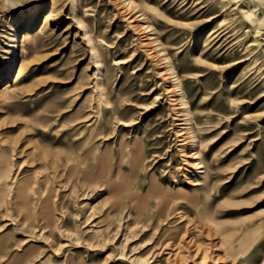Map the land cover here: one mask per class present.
<instances>
[{
	"label": "rangeland",
	"instance_id": "1",
	"mask_svg": "<svg viewBox=\"0 0 264 264\" xmlns=\"http://www.w3.org/2000/svg\"><path fill=\"white\" fill-rule=\"evenodd\" d=\"M11 1L3 219L67 262L264 264V0Z\"/></svg>",
	"mask_w": 264,
	"mask_h": 264
},
{
	"label": "crops",
	"instance_id": "2",
	"mask_svg": "<svg viewBox=\"0 0 264 264\" xmlns=\"http://www.w3.org/2000/svg\"><path fill=\"white\" fill-rule=\"evenodd\" d=\"M0 166V200L2 189ZM80 259L67 262L44 251L39 242L29 239L8 219L0 214V264H80Z\"/></svg>",
	"mask_w": 264,
	"mask_h": 264
},
{
	"label": "bare ground",
	"instance_id": "3",
	"mask_svg": "<svg viewBox=\"0 0 264 264\" xmlns=\"http://www.w3.org/2000/svg\"><path fill=\"white\" fill-rule=\"evenodd\" d=\"M7 1H9V2H13V1H11V0H7ZM106 156V155H105ZM105 164V163H104ZM119 184H115V189H118L119 188ZM152 186H154V189L152 188ZM150 187H151V192H155L156 191V193H159V192H162L161 190V187L159 186V185H157L156 186V184H152V185H150ZM156 187V188H155ZM188 194V193H187ZM184 198V197H183ZM171 236L174 238V239H176V236H177V233L173 230L172 232H171ZM186 238V237H185ZM187 238H188V236H187ZM191 239V238H190ZM190 247V246H189Z\"/></svg>",
	"mask_w": 264,
	"mask_h": 264
}]
</instances>
